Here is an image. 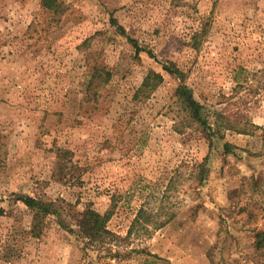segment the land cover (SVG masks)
Segmentation results:
<instances>
[{
  "label": "rangeland",
  "instance_id": "374dc122",
  "mask_svg": "<svg viewBox=\"0 0 264 264\" xmlns=\"http://www.w3.org/2000/svg\"><path fill=\"white\" fill-rule=\"evenodd\" d=\"M54 1L0 0V264H264V0ZM180 83L219 123L211 146L175 131ZM12 193L110 212L118 255L51 216L32 237Z\"/></svg>",
  "mask_w": 264,
  "mask_h": 264
},
{
  "label": "trees",
  "instance_id": "16d2710c",
  "mask_svg": "<svg viewBox=\"0 0 264 264\" xmlns=\"http://www.w3.org/2000/svg\"><path fill=\"white\" fill-rule=\"evenodd\" d=\"M42 6L50 11L55 10L54 0H41ZM113 20L111 24H115ZM123 34L124 31L120 29ZM127 41L135 49L136 53L142 50L138 46V42L135 39L127 37ZM161 69L170 75H175L176 77L182 78V73H180L172 65H162ZM163 82V76L159 72L148 71L143 77L142 83L138 89V92L142 95H148L152 90L158 87ZM173 97L175 99L174 106L177 109V125L175 131L177 133H182L186 128L195 127L199 133L208 141L209 146H211L214 137L218 135L220 130L219 123L215 120L210 119L209 114L204 105L200 104L193 96L192 89L180 83L174 90ZM224 155L228 152L230 145L225 143ZM204 166L200 165V172L198 176H202L204 172ZM9 201L14 205H22L28 209L31 214L30 221V235L32 237L38 238L44 229V220L46 217H54L56 223L64 231L76 235L78 239L85 242L86 247L99 248L100 250H106L107 255L110 257H116L118 255L117 251H113L110 248V244L114 243L118 237L107 229V222L111 216L110 212L100 214L92 209H87L83 214L77 215L72 211L70 204L63 201H46L40 198H34L25 194L12 193L9 197ZM66 216L72 217L74 220L73 225H70L66 221ZM153 215L151 212L138 209L136 215L129 227L126 236H129L132 229L137 225L152 224ZM261 238L258 243L260 248V242H263V235H258ZM108 242V243H106ZM143 264H150L145 262Z\"/></svg>",
  "mask_w": 264,
  "mask_h": 264
}]
</instances>
